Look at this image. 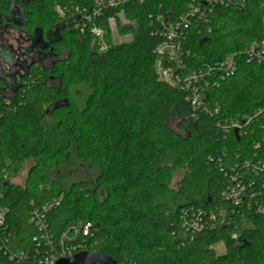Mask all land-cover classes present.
Masks as SVG:
<instances>
[{
	"label": "trees",
	"instance_id": "obj_1",
	"mask_svg": "<svg viewBox=\"0 0 264 264\" xmlns=\"http://www.w3.org/2000/svg\"><path fill=\"white\" fill-rule=\"evenodd\" d=\"M189 2L130 0L95 14L94 0H0L1 25L8 22L42 45L50 42L57 56L9 73L5 66L15 60L7 48V56L0 55V177L8 184L0 196V207L8 208L0 264H41L32 213L58 197L60 205L46 214L52 231L91 223L89 246L114 260L264 264V213L232 210L220 196L231 174L241 170L235 165L257 152L254 143L264 129L258 124L239 136L219 125L264 107V65L240 57L234 75H214L216 83L208 76L201 96L219 111L196 112L190 92L161 79L156 69L155 49L163 39L157 16L174 17ZM207 10L208 19L192 20L182 37L184 67L176 76L264 37V0H215ZM112 16L131 23V40L107 41ZM94 26L104 31L102 37L92 32ZM171 116L178 119L176 128ZM73 152L97 160L101 172L94 182L63 189L52 170L72 161ZM30 160L25 183L11 182ZM179 169L184 174L175 188ZM219 242L223 254L214 249ZM16 251L28 257L11 261Z\"/></svg>",
	"mask_w": 264,
	"mask_h": 264
},
{
	"label": "built area",
	"instance_id": "obj_2",
	"mask_svg": "<svg viewBox=\"0 0 264 264\" xmlns=\"http://www.w3.org/2000/svg\"><path fill=\"white\" fill-rule=\"evenodd\" d=\"M130 0H94L95 14L112 7L119 8ZM141 1V0H134ZM215 0H190L186 9L172 17L170 14H159L157 16V31L162 36L155 51L159 54L156 69L159 77L163 80L177 84L181 89L190 92V100L196 112L202 111L209 115H214L219 111L210 109L203 101L201 91L209 84L208 76L215 75L221 79L234 75L238 70L240 57H245L249 62H256L264 65V37L253 41L249 46L240 52H231L221 60L207 64L206 66L185 74L183 77L174 75L178 68L184 67L183 57V35L189 28L192 20L208 19V7ZM225 1V0H221ZM91 19V15H85ZM109 26H116L117 17L109 18ZM92 32L102 37L104 31L94 26ZM169 60V65L163 60ZM213 79V78H212ZM213 79V82L215 81ZM217 81H215L216 83ZM221 124L226 134L234 132L236 135L245 136L248 131L254 132L255 125H260L264 129V107H260L252 112L238 114L226 118ZM257 129V127H256ZM257 152L242 160V163L235 165L236 169H241L230 176V184L220 193L227 203L235 208H253L257 212L264 213V136L258 138L254 143ZM242 167H241V166ZM1 178V177H0ZM62 197L54 198L46 202L42 207L36 208L31 217V222L37 227L39 233L33 237L40 252L39 261L41 264H56L61 259H67L83 251H95L93 246H89L88 238L93 236L91 223L70 224L60 234H55L46 218L48 211L55 209L61 203ZM224 211L221 212L223 214ZM7 214L6 206L0 207V233L7 234ZM221 221H224L222 219ZM28 257L23 251H16L10 254L13 261L17 257Z\"/></svg>",
	"mask_w": 264,
	"mask_h": 264
},
{
	"label": "rangeland",
	"instance_id": "obj_3",
	"mask_svg": "<svg viewBox=\"0 0 264 264\" xmlns=\"http://www.w3.org/2000/svg\"><path fill=\"white\" fill-rule=\"evenodd\" d=\"M16 18L19 21L22 20V17H16ZM128 24L130 25L131 23L123 19L122 17L120 19V23H117L116 26L113 28L112 26L110 27L111 34H110V38L108 37L107 41L119 43V42L131 40L132 32L129 31V27H127L129 26ZM22 36L24 35L20 33L19 31H17L16 29H12V28L5 29V28L0 27V47L1 45L6 44V43H8L9 46L11 45L12 47H17V45L19 44L18 40ZM21 39H20L21 41L24 40L23 37ZM107 41L105 40L104 42L101 43V48L106 47ZM25 44L27 43H24V45ZM3 56L6 57L7 55L4 54ZM47 61H50V60H47ZM8 62L9 63L11 62V58L8 60ZM163 62L166 64V66H170L169 65L170 62L168 59L163 60ZM177 121L178 119L175 116L170 117V124L172 128H176ZM52 123L53 122L51 121V119L47 120L48 127L51 126ZM32 164L33 162L31 160L27 161L22 171L18 175L11 177L10 181L14 183L24 184L26 177H27V173L30 167L32 166ZM100 172H101V169L99 166V162L97 160L94 159V160L84 161V160L79 159L77 155L75 154V152H73L72 161H68V162L66 161L63 163V165L60 168L53 169L51 176L53 179L58 181L61 188L68 189L69 186L73 182H79L83 180H89V181L94 182L99 176ZM183 174H184V171L182 169L176 170L174 172L172 183L175 188L178 187V182L182 179ZM5 182H6V178L1 177L0 178V196H2L5 193V190H6ZM245 226H248V224L247 225L245 224ZM214 249L218 254H223L226 251L225 245L223 242H219L218 244H216L214 246Z\"/></svg>",
	"mask_w": 264,
	"mask_h": 264
},
{
	"label": "flooded vegetation",
	"instance_id": "obj_4",
	"mask_svg": "<svg viewBox=\"0 0 264 264\" xmlns=\"http://www.w3.org/2000/svg\"><path fill=\"white\" fill-rule=\"evenodd\" d=\"M0 27L5 29L7 28L14 29V27H12V24L8 22L3 25H1L0 22ZM15 29L17 30V28ZM19 32L24 35L22 36L24 40L21 41L22 40L21 37L20 38L21 40L20 39L18 40L19 44L17 45V47H12L11 45L9 46L8 43L3 44L0 47V55L4 54V52L2 51L5 50V48H7L9 55L12 56L13 59L15 60L13 66H5L6 70H8L9 73L14 72V70L19 69L24 64H30L31 62H35V61H39L40 63L43 64L46 63L47 60L52 61L55 58H57V56L53 52H51L52 49L49 48L51 46L50 42L47 41L48 43L47 45H42L38 37L31 38L25 35L22 31ZM24 43L27 44L24 45ZM1 65L2 62H0V67Z\"/></svg>",
	"mask_w": 264,
	"mask_h": 264
},
{
	"label": "water",
	"instance_id": "obj_5",
	"mask_svg": "<svg viewBox=\"0 0 264 264\" xmlns=\"http://www.w3.org/2000/svg\"><path fill=\"white\" fill-rule=\"evenodd\" d=\"M8 185L5 183V186ZM56 264H127L114 260L99 251H83L67 259H61ZM130 264H148L144 262H134Z\"/></svg>",
	"mask_w": 264,
	"mask_h": 264
}]
</instances>
